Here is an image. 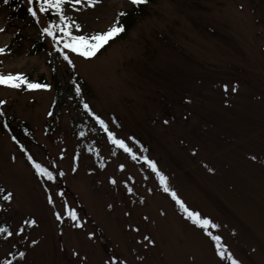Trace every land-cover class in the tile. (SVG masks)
Segmentation results:
<instances>
[{
  "label": "rangeland",
  "instance_id": "1",
  "mask_svg": "<svg viewBox=\"0 0 264 264\" xmlns=\"http://www.w3.org/2000/svg\"><path fill=\"white\" fill-rule=\"evenodd\" d=\"M78 7L68 14L82 34H91L106 30L131 3ZM140 10L124 36L94 57L72 54L73 69L40 33L45 15L40 25L30 15L12 19L0 3V46L10 49L0 54V73L23 72L51 85H0L6 101L0 109L21 147L64 172L55 182L36 176L0 118V187L14 193L7 211H0V225L15 232L24 219L37 220L24 238L0 234V260L20 250L26 256L14 264H105L112 256L127 264H231V253L240 264H264V0H152ZM35 39L46 48L35 50ZM72 76L80 98L109 129L155 161L190 210L220 225L209 231L222 237L223 259L144 162L110 144L80 111L68 87ZM60 189L63 198L55 195ZM65 201L78 211L82 227L56 220L53 211L62 212Z\"/></svg>",
  "mask_w": 264,
  "mask_h": 264
},
{
  "label": "snow or ice",
  "instance_id": "2",
  "mask_svg": "<svg viewBox=\"0 0 264 264\" xmlns=\"http://www.w3.org/2000/svg\"><path fill=\"white\" fill-rule=\"evenodd\" d=\"M10 0H3L4 4H8ZM147 0H130L131 5H141L146 3ZM100 0H26V11L35 21L37 25L41 24V16L51 13L55 18L50 19L46 25L39 28L40 33L43 36L49 37L52 41V46L55 51L67 62L69 67L75 68V64L72 60V54L79 56L84 59H90L94 57L97 52L104 47L112 38L117 36L119 33L124 31L123 24L119 23V17L125 15L124 12L117 13L116 18L113 22L107 27L106 30L96 31L91 34H82L81 29L82 25L77 22L75 19H72L71 15L68 14V10L80 11L79 5H84L85 7H95ZM98 18V17H97ZM75 30V31H73ZM3 31V29H0ZM10 49L7 48V45L0 46V54H5ZM0 85L20 89L22 86L26 87L28 90H50L51 85L48 83H40L29 80V78L23 72H7L0 73ZM227 92L228 86H222ZM233 92L237 90V86L233 85ZM75 94L77 96L81 95V89L79 85L75 86ZM83 109L85 112L91 116L96 124L99 125L100 129L106 134L107 140L110 144L114 145L118 149H122L127 153L133 160H141L144 164L155 174L159 180L160 186L165 193H168L171 198L179 205L180 209L185 214L186 218L189 219L194 225H197L204 230L206 235H208L215 244V251L222 259L225 257V252H227V247L222 243V237L219 235L213 234L209 231V227L217 229L220 225L212 222L207 217H202L199 212L190 210L183 200L180 199L178 194L170 189L167 183V177L158 169L155 161L151 160L149 157L144 155H138L129 147L128 143L124 138H119L114 131L109 129L108 123L98 114L91 110V107L88 103L81 101ZM6 104V101L0 99V105ZM5 113L0 109V118L4 117ZM47 115L52 116L53 113L49 111ZM115 123V121H113ZM167 123V121H165ZM118 126V125H117ZM3 127L7 129L9 126L7 123H4ZM83 132H80V136H84ZM13 140L16 139L15 136L12 137ZM127 140L132 141L133 143H139L135 140V137H128ZM23 150V149H22ZM142 152H146L147 149H144L141 145ZM89 151H95L97 153V158H99V150L89 148ZM195 152V150H193ZM27 155L28 161L31 164V167L34 169L35 174L39 177L46 178L47 181L55 182L57 177H63V170L59 169L55 161L52 162L50 167H46L42 163H38L31 155ZM63 151H61V156ZM115 155V153H113ZM78 157H74L76 159ZM252 159H255L253 156ZM121 170L124 169V165L120 164L118 166ZM76 169L73 168V171ZM209 171L213 169L209 168ZM131 179V177H129ZM110 182L115 184L117 181L115 179H110ZM128 192H132L131 187H127ZM150 191V190H149ZM46 199L49 205L55 206V200L52 195L51 189L45 187ZM56 196L61 198L64 197V191L62 189L56 191ZM14 200V193L4 187H0V211H7V207L11 205ZM143 198H141L142 202ZM111 207V205H109ZM53 215L56 220L63 223L65 218L73 222L72 226L75 228H80L83 226L81 218L78 215L76 208L71 207L65 201L63 205V211H53ZM37 225V220L35 218H26L22 223L16 227L15 232L11 229V226L0 225V234H4L3 238L8 240L13 237V235L23 237L26 227H33ZM62 232V230H61ZM94 233H89L91 238ZM144 239L149 243H154L149 237L145 236ZM32 245L37 243L36 240H31ZM15 247V245H13ZM74 257H79V253L75 250L72 251ZM26 256L25 251L17 250L16 252H8L6 258L0 260V264H14V261L23 260ZM7 257H11L10 259ZM227 259L231 261V264H240V261L235 259L231 253H228ZM105 264H127L126 260H121L117 256L109 257L105 261Z\"/></svg>",
  "mask_w": 264,
  "mask_h": 264
},
{
  "label": "trees",
  "instance_id": "3",
  "mask_svg": "<svg viewBox=\"0 0 264 264\" xmlns=\"http://www.w3.org/2000/svg\"><path fill=\"white\" fill-rule=\"evenodd\" d=\"M150 1H152V0H147L146 3L150 2ZM0 3H1V4H4V3H3V0H0ZM146 3H143V4H141V5H131L130 9H127V10H118V11L115 13V17H114V19L116 18L117 13H119V12H124V13H125V15H122V16L119 17V23L123 24V26H124V31L121 32V33H119V34H118L117 36H115L114 38H112V39H111V40H110V41H109L104 47H102V48L99 50V52H100L101 50H103L107 45H109L110 42H112L113 40H115V39H117V38H120V37H123V36H124V34L126 33V31H127V30L129 29V27L131 26L132 22L134 21V19H135V15H136L137 13L141 12L140 9H141L142 6H144V4H146ZM5 5H6L9 9H11L9 16H10V18H12V19L24 20V19L29 15V14L27 13V11H26V7H27V5H26V1H24V0H10V2H9L8 4H5ZM45 16H46V18H47L48 21H49L50 19H54V18H55L51 13L46 14ZM32 42H33V44H34L33 47H35V50H42V49H45V48H46V47H45V42H43V40H41V39H35V40H33ZM99 52H98V53H99ZM70 70H71V68H70ZM26 76L29 78V80H31L29 75H26ZM74 78H75V77L72 76V78H71V82H68V83H69V86H68V87L70 88V91L73 90V91H74L73 93L75 94V82H76V78H75V79H74ZM39 80H40V81H36V82H40V83H48V82L46 81V79L43 78V77L39 78ZM34 82H35V81H34ZM20 89L25 90V89H27V88L24 87V86H22ZM75 100H76V103H77V105H78L80 111H81L82 113L86 114L85 110L83 109L82 103H81V101H83L82 98H80V96H77V95L75 94ZM4 123H7L8 126H9L7 129H5V128L3 127ZM1 124H2L3 129H5V130L8 132V134H9L11 140H12L14 143L17 144V146L20 148V150H21L23 153H25L26 159H27V161H28V158H27L26 153H27L28 155H31V154L28 152L27 149H24L23 147H21V145H20V143H19V139H18V132H15L14 130L11 129V126L9 125L8 120L5 119L4 117L1 118ZM13 136L16 137L15 140L12 139ZM22 149H23V150H22ZM31 156H32V155H31ZM32 157H33V156H32ZM33 158H34V157H33ZM34 159H35V158H34ZM35 160H36L38 163H40L37 159H35ZM28 163H29V161H28ZM29 165L31 166L30 163H29ZM31 168H32V167H31ZM32 169H33V168H32ZM33 171H34V169H33ZM34 173H35V171H34ZM36 176H37V175H36ZM38 177H39V176H38ZM39 178H43V177H39Z\"/></svg>",
  "mask_w": 264,
  "mask_h": 264
},
{
  "label": "bare ground",
  "instance_id": "4",
  "mask_svg": "<svg viewBox=\"0 0 264 264\" xmlns=\"http://www.w3.org/2000/svg\"><path fill=\"white\" fill-rule=\"evenodd\" d=\"M99 52V51H98ZM98 52H97V54H98Z\"/></svg>",
  "mask_w": 264,
  "mask_h": 264
}]
</instances>
